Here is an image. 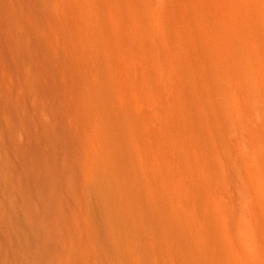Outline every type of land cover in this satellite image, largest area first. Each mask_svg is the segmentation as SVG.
Wrapping results in <instances>:
<instances>
[{
  "label": "rangeland",
  "instance_id": "1",
  "mask_svg": "<svg viewBox=\"0 0 264 264\" xmlns=\"http://www.w3.org/2000/svg\"><path fill=\"white\" fill-rule=\"evenodd\" d=\"M96 1L0 0V264H125L119 255L135 258L138 249H151L154 236L167 243L178 239L188 248L197 238V264H264V201L242 196L247 168L236 159L251 152L246 140H229L233 158L220 170L225 186L202 170L197 151L221 140H149L159 149L140 152L137 159L120 154L137 149L131 140H54L55 97L39 91L41 22L48 21L50 62L58 45V10L72 13L66 20H92L104 12ZM53 72L50 65L49 89ZM258 102L264 106V94ZM44 187L54 194L55 207L38 213L46 224L55 221L58 233L71 219L68 235L43 231L38 218L24 221L29 210L38 214L37 192ZM113 209L120 225L108 244L102 216H114ZM191 209L197 210L195 218ZM60 210L67 218L58 221ZM241 223L251 226L258 253H249L229 231ZM165 261L186 264L175 254Z\"/></svg>",
  "mask_w": 264,
  "mask_h": 264
},
{
  "label": "bare ground",
  "instance_id": "2",
  "mask_svg": "<svg viewBox=\"0 0 264 264\" xmlns=\"http://www.w3.org/2000/svg\"><path fill=\"white\" fill-rule=\"evenodd\" d=\"M95 4L104 12L92 20H66L65 15L72 13L58 10L54 18L58 45L50 62L48 21L41 22L39 91L42 96L52 91L55 97L54 140H131L137 149L126 148L120 154L132 159L159 149V143L149 140H221L216 147L200 145L197 151L202 170L223 186L229 182L221 178L220 170H226L233 158L229 140H246L251 152L236 155L247 168L242 196L247 202L264 201V106L258 102L264 94V0H98ZM50 65L51 89L46 80ZM37 195L41 199L34 207L37 213L55 207L52 191L44 187ZM223 211L228 212L226 205ZM30 212L24 221L38 218L34 221L43 231L49 227L65 236L73 230L63 210L56 215L58 221L66 219L59 233L55 221L47 225L39 213L31 212L38 215L33 218ZM109 212L115 215L104 214L102 224L106 241L112 244L120 225L119 211ZM191 213L195 218L197 210ZM229 231L237 234L249 253H258L250 225L241 223ZM154 239L151 249H138L135 258L118 257L125 264H169L165 260L174 254L186 264H195L199 257L197 238L192 248L178 239L170 243Z\"/></svg>",
  "mask_w": 264,
  "mask_h": 264
}]
</instances>
